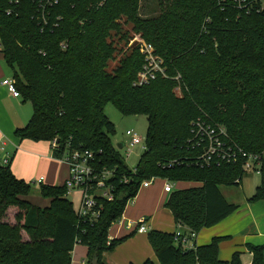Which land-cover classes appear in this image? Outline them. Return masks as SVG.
<instances>
[{"label": "trees", "instance_id": "16d2710c", "mask_svg": "<svg viewBox=\"0 0 264 264\" xmlns=\"http://www.w3.org/2000/svg\"><path fill=\"white\" fill-rule=\"evenodd\" d=\"M146 2L155 4V17H142ZM7 8L0 0L1 53L18 69L16 89L32 108L28 123L14 132L19 141L50 145L56 139V159L67 149L88 150L99 168L114 169L119 178L130 171L112 146L115 129L104 106L143 115L148 127L135 176L117 184L112 202L100 201L92 224L79 221L64 185L41 186L49 205L35 207L27 200L30 185L15 177L10 163L0 165V264H72L76 245L87 249L84 264H105L104 254L125 239L109 241V228L151 178L200 184L173 191L165 202L187 231L197 234L237 209L219 188L241 183V165H197L191 124L200 119L221 126L244 152L264 156V0H105L101 7L97 0H60L55 15L62 20L42 32L30 20L28 2L11 16ZM127 25L162 61L165 77L136 85L145 65L139 45L109 70L115 43L127 44ZM248 201L264 202V162ZM147 240L157 264H241L237 253L229 263L218 259L224 237L193 249L165 232L149 231ZM248 251L252 264H264V246Z\"/></svg>", "mask_w": 264, "mask_h": 264}, {"label": "built area", "instance_id": "2783aa9c", "mask_svg": "<svg viewBox=\"0 0 264 264\" xmlns=\"http://www.w3.org/2000/svg\"><path fill=\"white\" fill-rule=\"evenodd\" d=\"M8 8L6 16H11L15 12V7L21 2H28L31 6L30 20L33 21L42 32L46 29L57 27L62 20V16L55 15L56 8H60V0H6ZM105 0H97L98 6L101 7ZM141 53L145 56V65L142 71L137 76L136 85L141 86L155 79L159 74L165 77L162 69V61L154 55L153 49L147 46L140 38L138 44ZM64 47V46H63ZM0 45V50H1ZM178 79V78H177ZM7 92L14 98H20V94L16 89L15 81L12 79H4L1 82ZM179 93V89H175ZM191 132L193 138L190 141L191 148L199 150L200 154L196 158V164L201 167L220 166L223 164H240L244 173L253 172L260 175L261 166L264 162L263 155H252L244 152L240 147L233 143L225 128L207 123L206 121L197 119L191 124ZM126 136L129 138L126 158H128L136 145L141 144L142 152L145 151L144 140L138 137L132 131H126ZM51 152H56L58 145L56 139L51 142ZM121 149H126V145L122 144ZM3 150V148H1ZM141 156V155H140ZM52 157V156H51ZM53 158V157H52ZM56 159V158H53ZM68 169V176L64 182V187L67 192L74 190L79 194L78 206L76 211L79 221L94 223L100 216L102 206L100 201L112 202L117 189V184H125L130 177L135 176L136 167L129 168L128 176L117 177L114 169L106 167L99 168L92 152L85 149H67L60 159ZM10 163V157L4 153V157L0 160V165L7 166ZM125 163V161H124ZM126 164V163H125ZM42 178L37 182L40 184ZM156 178L143 181L139 190L148 188ZM174 183L165 180L163 191L168 194L173 192ZM138 190V191H139ZM121 218L115 224H120ZM145 219L139 220L137 223H129L126 229L136 227L137 233H147ZM184 229L178 226L176 232L173 233V238L176 243H180L184 249H193L191 242L196 239V233L187 231L186 234L181 232Z\"/></svg>", "mask_w": 264, "mask_h": 264}, {"label": "crops", "instance_id": "0c3cea01", "mask_svg": "<svg viewBox=\"0 0 264 264\" xmlns=\"http://www.w3.org/2000/svg\"><path fill=\"white\" fill-rule=\"evenodd\" d=\"M4 79L14 80L13 77H10L5 63L0 58V160L4 157V153L10 155L9 151L14 150L12 157H10V159L13 160L15 157L14 155L18 150V144L22 142L14 136V132L16 129L24 127L30 120L29 109L27 110L24 108L23 103L26 102L20 101L22 97H12L7 92L6 88L1 85V82ZM27 141L30 142V140ZM44 144L47 145L48 143ZM24 146L41 148L39 145ZM48 146L51 149V145L48 144ZM1 148H3V150H1ZM51 160H55L52 161L53 163L60 162L63 165L59 169L57 165V169L53 173L48 172L47 181L49 182H47V184L50 183V186H62L68 176L67 166L63 162L53 159L52 157ZM14 175L18 179L23 180L22 178L16 176V174ZM56 176L59 177L57 183L55 180ZM40 178L43 179V177H39L38 179ZM43 181L44 179L42 182ZM164 183L165 180L157 179L148 188L139 190L138 193L140 192L141 194L140 199L135 197V202L132 200L131 206L128 207L130 209L125 208L121 217V223L113 224L117 227V230L114 235L110 233L108 234L109 241L120 240L122 238L133 236L135 238L131 241L129 239L122 244L123 246H127V253L125 256H128H124L123 258L112 256L111 264H142L146 260H150L154 264H157V259L153 249L147 241V233L140 234L135 230L136 227L126 229V226L129 223H137L139 220L145 219L147 232L159 231L173 234L177 231L178 225L175 224L172 213L165 208V202L170 193H164ZM184 183L185 182L175 183L173 191L182 190L179 187L184 186ZM181 232L186 234L187 230L181 229ZM216 237L225 238V240H223L218 246V259L220 261L229 263L233 254L237 253L241 264H252V255L248 251V247L264 246V202L259 201L256 203H249L248 205L243 204L238 213L236 212L214 227L203 229L197 233L196 239L191 242V245L194 247L204 246L209 244L210 241ZM76 246L74 247L73 252L77 249ZM76 255L77 250L74 257H76ZM80 255L81 256L78 261L72 258V264H78V262L79 264H84L87 249L85 248L84 253L80 252Z\"/></svg>", "mask_w": 264, "mask_h": 264}, {"label": "rangeland", "instance_id": "374dc122", "mask_svg": "<svg viewBox=\"0 0 264 264\" xmlns=\"http://www.w3.org/2000/svg\"><path fill=\"white\" fill-rule=\"evenodd\" d=\"M144 5V3H143ZM155 8V9H154ZM142 17H155L158 14L157 8L155 4L152 2H146L143 9L140 11ZM124 32H127L128 34V41L127 44H125V41L117 42L116 47V54L115 59L109 64V70H111L114 65L117 63V61L125 55V53H128L129 49H132L134 46H136L139 42V37L137 35H134L131 32V26L127 25L123 28ZM0 58L4 62L3 54L0 50ZM5 63V62H4ZM7 72L10 74V77H14V74L19 75V71L16 67H9L5 64ZM20 101H23L21 98ZM24 108L27 110L29 109V119L32 114L31 106L29 102L23 103ZM22 104V105H23ZM104 113L108 120L114 125L115 132L110 136V141L112 143V146L114 149L121 155L122 159L125 161L126 165L129 168H135L138 164V161L140 159V155L142 154V145H136L134 148L131 149L132 154L126 158L127 154V148L129 145V138L126 136V131H132L135 133L138 137H140L142 140H144L148 122L145 116L143 115H127L123 116L115 107L114 105L108 103L104 106ZM28 119V120H29ZM23 142V143H22ZM20 144H18V150L16 154L14 155V159L10 162L9 168L13 174H16V176L22 178L26 183L30 185V192L27 197L28 202H30L33 206L39 207V208H45L49 205V200L45 199L40 194V187L41 186H50L51 184L47 182V175L48 172L53 173L60 167H62L63 164L60 162H52L55 160H51V149L48 146V144H44L42 142H28L27 140H23ZM118 144H125L126 149H118ZM23 145V146H22ZM24 145H39L41 148H32V146H24ZM22 146V147H21ZM22 150V151H21ZM14 151V150H13ZM13 151H9L10 155L9 157H12ZM39 177H43L44 181L42 183H38L37 180ZM56 183L59 180V177L56 176L55 178ZM260 182V175L248 172L246 173L241 180V183L239 185L235 186H221L219 188L220 193L224 197V199L229 204H234L237 206V209L231 214H235L236 212L240 210V207L243 204H249V199L253 196L256 187L259 185ZM50 184V185H49ZM200 184L197 183H184V186L179 187L182 190L198 187ZM177 189V188H176ZM174 190V189H173ZM140 192L137 193L136 198L140 199ZM68 201L72 203V206L74 209H77L78 206V193L74 190H70L66 196ZM135 199L133 201L135 202ZM131 201L128 202L126 209L131 206ZM130 209V208H128ZM229 215L228 217H230ZM227 217V218H228ZM225 218V219H227ZM224 219V220H225ZM222 220L221 222H223ZM219 222L218 224H220ZM216 224V225H218ZM214 225V226H216ZM212 226V227H214ZM207 229V228H204ZM117 230V227L112 225L109 230L108 234L114 235ZM203 230V229H202ZM135 237H128L125 238L122 243L117 245L112 252L106 253L103 256V260L105 264H111L112 262V256H116L118 258H123L127 253V246H123L122 244L129 240L134 239ZM148 241V240H147ZM77 255L74 257V254L76 253V250L72 253V258L74 260H79L80 252L84 253L85 247L83 246H76ZM132 250V249H131ZM154 252V251H153ZM155 254V253H154ZM128 256V255H127ZM125 256V257H127ZM79 264V262H78Z\"/></svg>", "mask_w": 264, "mask_h": 264}, {"label": "water", "instance_id": "95a60500", "mask_svg": "<svg viewBox=\"0 0 264 264\" xmlns=\"http://www.w3.org/2000/svg\"><path fill=\"white\" fill-rule=\"evenodd\" d=\"M117 148H118V149H121V148H122V144H118V145H117Z\"/></svg>", "mask_w": 264, "mask_h": 264}]
</instances>
